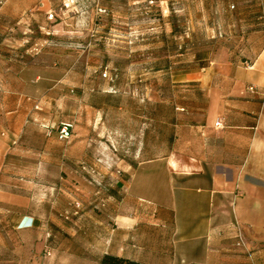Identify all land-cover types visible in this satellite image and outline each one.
Wrapping results in <instances>:
<instances>
[{
	"label": "crops",
	"instance_id": "1",
	"mask_svg": "<svg viewBox=\"0 0 264 264\" xmlns=\"http://www.w3.org/2000/svg\"><path fill=\"white\" fill-rule=\"evenodd\" d=\"M10 39L0 42V264H99L104 254L144 264H264V43L184 73L175 80L183 94H155L153 155L119 177L116 202L74 211L68 228L34 202L31 177L8 169L22 164L10 158L21 135L59 123L42 112L49 50H11L18 41ZM54 229L72 238H50Z\"/></svg>",
	"mask_w": 264,
	"mask_h": 264
},
{
	"label": "rangeland",
	"instance_id": "2",
	"mask_svg": "<svg viewBox=\"0 0 264 264\" xmlns=\"http://www.w3.org/2000/svg\"><path fill=\"white\" fill-rule=\"evenodd\" d=\"M6 4L0 42L49 50L42 112L72 125L65 142L37 129L21 135L10 158L22 164L8 169L31 177L39 188L34 202L68 228L74 211L100 213L116 202L119 177L153 155L155 94H183L175 80L184 73L238 60L264 43V0H4L0 10ZM161 112L168 116L169 107ZM64 230L50 238H72Z\"/></svg>",
	"mask_w": 264,
	"mask_h": 264
},
{
	"label": "built area",
	"instance_id": "3",
	"mask_svg": "<svg viewBox=\"0 0 264 264\" xmlns=\"http://www.w3.org/2000/svg\"><path fill=\"white\" fill-rule=\"evenodd\" d=\"M4 0H0V4H2ZM248 89L250 91H256L255 86H249ZM215 127H221V120L218 119L214 123ZM71 127L72 125L69 122H61L59 124H51L45 126V133L48 136L54 135L59 141H67L71 137Z\"/></svg>",
	"mask_w": 264,
	"mask_h": 264
},
{
	"label": "trees",
	"instance_id": "4",
	"mask_svg": "<svg viewBox=\"0 0 264 264\" xmlns=\"http://www.w3.org/2000/svg\"><path fill=\"white\" fill-rule=\"evenodd\" d=\"M99 264H144V263H139L136 261L132 260H127L124 258H120L117 256L109 255V254H104L100 261Z\"/></svg>",
	"mask_w": 264,
	"mask_h": 264
}]
</instances>
